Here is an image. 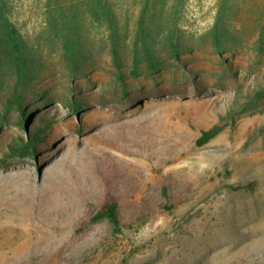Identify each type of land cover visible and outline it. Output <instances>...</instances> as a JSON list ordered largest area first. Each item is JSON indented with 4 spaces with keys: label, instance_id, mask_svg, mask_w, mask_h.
<instances>
[{
    "label": "rangeland",
    "instance_id": "1",
    "mask_svg": "<svg viewBox=\"0 0 264 264\" xmlns=\"http://www.w3.org/2000/svg\"><path fill=\"white\" fill-rule=\"evenodd\" d=\"M7 1L34 60L22 119L0 71V158L56 119L35 152L0 162V264H264V0H107L115 42L87 0ZM141 13L154 69L135 46ZM109 200L121 233L79 231Z\"/></svg>",
    "mask_w": 264,
    "mask_h": 264
},
{
    "label": "trees",
    "instance_id": "2",
    "mask_svg": "<svg viewBox=\"0 0 264 264\" xmlns=\"http://www.w3.org/2000/svg\"><path fill=\"white\" fill-rule=\"evenodd\" d=\"M85 6L92 16L102 20L110 31V38L115 42L116 36V19L107 0H87ZM65 33L63 36V49L68 63L77 65L80 58V37H79V20L75 15L69 16L64 23ZM147 29V15L141 13L137 21L135 46L140 47L143 58L149 68L154 69L158 64L154 58L149 44ZM173 54H178L176 45H171ZM113 63L117 70L120 69V62L116 54L115 45L112 46ZM33 53L24 39L21 32L9 18V4L7 0H0V71L4 68L10 73V87L8 90L7 104L13 107L19 118L24 115L23 92L29 83L33 71ZM46 114V118L41 120L40 125L35 131L19 136L3 152L0 162L12 157H23L30 152H35L34 142L38 136L49 130L55 122V117ZM22 119V118H21ZM224 128L221 123H216L207 129L201 131L195 140L196 146H203L211 139L217 136ZM1 164V163H0ZM106 221L113 234H120L122 223L118 205L114 200H109L101 205L96 211L89 215L78 228L82 231L84 228L97 222Z\"/></svg>",
    "mask_w": 264,
    "mask_h": 264
}]
</instances>
